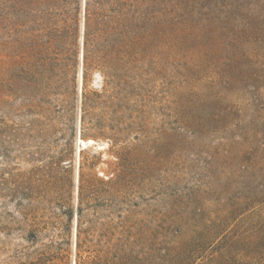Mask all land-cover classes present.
<instances>
[{
    "label": "rangeland",
    "instance_id": "1",
    "mask_svg": "<svg viewBox=\"0 0 264 264\" xmlns=\"http://www.w3.org/2000/svg\"><path fill=\"white\" fill-rule=\"evenodd\" d=\"M0 264H264V0H0Z\"/></svg>",
    "mask_w": 264,
    "mask_h": 264
},
{
    "label": "bare ground",
    "instance_id": "2",
    "mask_svg": "<svg viewBox=\"0 0 264 264\" xmlns=\"http://www.w3.org/2000/svg\"><path fill=\"white\" fill-rule=\"evenodd\" d=\"M80 59H82V48H81V51H80ZM81 62V61H80ZM88 142H84V144H87Z\"/></svg>",
    "mask_w": 264,
    "mask_h": 264
}]
</instances>
